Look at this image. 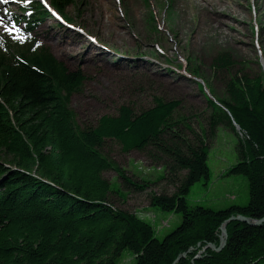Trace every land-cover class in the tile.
<instances>
[{
	"label": "trees",
	"instance_id": "trees-1",
	"mask_svg": "<svg viewBox=\"0 0 264 264\" xmlns=\"http://www.w3.org/2000/svg\"><path fill=\"white\" fill-rule=\"evenodd\" d=\"M51 3L72 20L66 7L73 0ZM45 16L38 4L22 20L28 27ZM233 64L227 53L213 62L219 69ZM84 79L32 39L0 49V264H117L124 249L137 254L135 264H172L182 253L187 260L177 264H264V224L229 221L222 250L199 251L218 246L219 226L230 216L264 217L263 76L243 73L226 82L225 107L244 134L240 159L229 172L247 178L249 199L218 210L185 202L189 187L208 178V146L203 139L188 152L180 145L171 117L177 103L154 98L140 113L121 105L115 115L81 127L69 99ZM107 139L122 152L150 148L167 157L164 165L178 183L163 204L179 212L181 222L162 239L110 203L119 192L102 177L116 169L100 152ZM180 171L186 173L177 180Z\"/></svg>",
	"mask_w": 264,
	"mask_h": 264
},
{
	"label": "rangeland",
	"instance_id": "rangeland-1",
	"mask_svg": "<svg viewBox=\"0 0 264 264\" xmlns=\"http://www.w3.org/2000/svg\"><path fill=\"white\" fill-rule=\"evenodd\" d=\"M11 1L0 4L8 24L20 10ZM66 14L74 29L47 19L34 34L69 71L80 70L85 77L69 99L74 122L94 125L121 105L140 113L154 105V98L177 103L171 117L184 140L180 145L188 152L203 139L208 146V178L189 187L186 204L212 210L247 204V178L229 172L240 159L244 134L224 109L225 86L243 73L264 78V0H73ZM17 34L0 26V40ZM223 53L234 64L219 69L213 62ZM100 152L116 166L102 172L120 194L110 196L114 208L146 224L158 239L180 224L181 214L164 205L178 183L164 165L166 156L150 148L122 152L113 139L105 140ZM185 173L180 171L177 180ZM213 246L201 245L199 251L222 250ZM182 254L172 264L186 261ZM136 257L124 249L116 263L135 264Z\"/></svg>",
	"mask_w": 264,
	"mask_h": 264
},
{
	"label": "water",
	"instance_id": "water-1",
	"mask_svg": "<svg viewBox=\"0 0 264 264\" xmlns=\"http://www.w3.org/2000/svg\"><path fill=\"white\" fill-rule=\"evenodd\" d=\"M227 112L228 110L226 108H224ZM232 123L234 124V126L236 127V129H239V127L236 125V123L234 121H232ZM233 220H239V221H242V222H245L249 225H261L263 222H264V217L263 218H260V219H250V218H247L245 216H242V215H238V216H230L224 223L223 225L220 227V243H219V246L216 248V250H220L224 247L225 243H226V239H227V232H226V229H225V223L228 222V221H233ZM214 247V246H213ZM212 248V247H211ZM184 254H182L183 256ZM181 257V256H180ZM179 258V257H178Z\"/></svg>",
	"mask_w": 264,
	"mask_h": 264
},
{
	"label": "snow or ice",
	"instance_id": "snow-or-ice-1",
	"mask_svg": "<svg viewBox=\"0 0 264 264\" xmlns=\"http://www.w3.org/2000/svg\"><path fill=\"white\" fill-rule=\"evenodd\" d=\"M0 3L6 4L8 3V0H0ZM23 3L28 4L30 3V0H23ZM4 12L7 13V9H4ZM0 26H3L4 31L8 33H12V32L20 33L21 31V29L17 27V25L14 22L11 24L6 23L3 16H0ZM18 38L21 40L24 39L23 36H19Z\"/></svg>",
	"mask_w": 264,
	"mask_h": 264
}]
</instances>
